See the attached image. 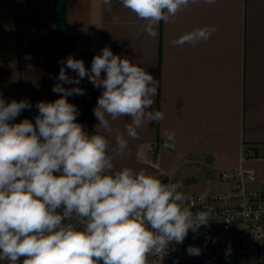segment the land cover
<instances>
[{
	"label": "crops",
	"instance_id": "obj_1",
	"mask_svg": "<svg viewBox=\"0 0 264 264\" xmlns=\"http://www.w3.org/2000/svg\"><path fill=\"white\" fill-rule=\"evenodd\" d=\"M145 26L119 0H112L110 11L102 0H0V99L32 105L10 123L34 124L36 104L60 98L52 88L69 56L90 70L107 46L153 76L157 93L149 111L164 114L159 123L138 129V139L127 137L128 117H109V133L97 126L93 111L102 89L87 77L63 85L84 90L67 100L89 135L109 141L113 171L143 170L179 183V189L204 191L228 187L218 179L220 170L245 167L257 174L253 186H264V0H216L210 6L201 0L180 11L175 23L160 21L155 37ZM204 26L217 29L207 41L173 45ZM66 73L77 77L70 69ZM118 133L128 141L123 156L114 153ZM145 144L155 145L157 166L139 157Z\"/></svg>",
	"mask_w": 264,
	"mask_h": 264
},
{
	"label": "clouds",
	"instance_id": "obj_2",
	"mask_svg": "<svg viewBox=\"0 0 264 264\" xmlns=\"http://www.w3.org/2000/svg\"><path fill=\"white\" fill-rule=\"evenodd\" d=\"M201 0H119L136 17L146 21V33L155 37L160 21L175 23L177 14ZM111 10L112 0H102ZM213 5L216 0H203ZM215 26L196 27L172 41L195 46L207 41ZM66 68L77 73L67 75ZM105 78H101V73ZM87 77L102 92L94 108L99 126L111 132L109 117H128V138L138 139V129L164 119L154 104L157 81L145 68L113 54L105 46L92 59L69 56L52 88L60 98L36 104L35 123L24 119L10 123L32 105L0 99V262L3 264H146L149 254L165 252L169 244H182L189 230L209 223V213L185 206L180 184H165L157 177L130 168L113 171L109 141L89 135L77 123L79 110L67 97L84 95L79 85ZM170 132L167 140L172 141ZM168 145L165 144V147ZM128 148L124 134L116 135L114 153ZM59 210V211H58ZM76 218L82 229L65 221ZM230 247L228 253H230ZM187 254L201 249L188 246ZM226 253V255L228 254Z\"/></svg>",
	"mask_w": 264,
	"mask_h": 264
},
{
	"label": "built area",
	"instance_id": "obj_3",
	"mask_svg": "<svg viewBox=\"0 0 264 264\" xmlns=\"http://www.w3.org/2000/svg\"><path fill=\"white\" fill-rule=\"evenodd\" d=\"M139 157L151 165L158 164L153 144L142 145ZM218 179L228 187L204 191L178 189L187 197L185 206L192 208L193 213L204 210L209 213L208 225L196 232L189 230L183 241L189 236L199 240L201 254L188 256L183 243L172 242L165 252L149 254L146 264H264V186H253L257 174L252 168H226L219 171ZM163 183L173 182L168 179ZM65 223H72L78 229L84 226L76 218Z\"/></svg>",
	"mask_w": 264,
	"mask_h": 264
},
{
	"label": "rangeland",
	"instance_id": "obj_4",
	"mask_svg": "<svg viewBox=\"0 0 264 264\" xmlns=\"http://www.w3.org/2000/svg\"><path fill=\"white\" fill-rule=\"evenodd\" d=\"M194 246V247H198V248H201V243H200V241L199 240H197V239H194L193 237H191V236H189V238L186 240V242H184L183 244H182V246H183V249L185 250V253H186V255H188L187 254V248H188V246ZM189 256V255H188Z\"/></svg>",
	"mask_w": 264,
	"mask_h": 264
}]
</instances>
